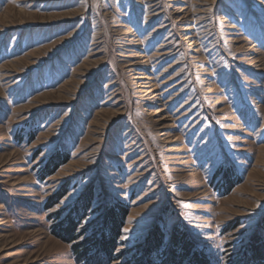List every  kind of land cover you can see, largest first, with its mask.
I'll use <instances>...</instances> for the list:
<instances>
[{
	"label": "rangeland",
	"instance_id": "1",
	"mask_svg": "<svg viewBox=\"0 0 264 264\" xmlns=\"http://www.w3.org/2000/svg\"><path fill=\"white\" fill-rule=\"evenodd\" d=\"M202 262L264 264V0H0V264Z\"/></svg>",
	"mask_w": 264,
	"mask_h": 264
},
{
	"label": "trees",
	"instance_id": "2",
	"mask_svg": "<svg viewBox=\"0 0 264 264\" xmlns=\"http://www.w3.org/2000/svg\"><path fill=\"white\" fill-rule=\"evenodd\" d=\"M114 229H115V230H116V229L118 230V228H116V227H114ZM115 230H114V231H115ZM67 233H71V229L67 230ZM205 263H206V262H205ZM205 263L202 262V264H205Z\"/></svg>",
	"mask_w": 264,
	"mask_h": 264
}]
</instances>
